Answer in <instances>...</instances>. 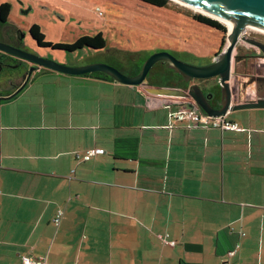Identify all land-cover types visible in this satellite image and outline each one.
<instances>
[{"label": "crops", "instance_id": "0c3cea01", "mask_svg": "<svg viewBox=\"0 0 264 264\" xmlns=\"http://www.w3.org/2000/svg\"><path fill=\"white\" fill-rule=\"evenodd\" d=\"M180 101L43 68L0 102V264H264V108L222 132Z\"/></svg>", "mask_w": 264, "mask_h": 264}, {"label": "rangeland", "instance_id": "374dc122", "mask_svg": "<svg viewBox=\"0 0 264 264\" xmlns=\"http://www.w3.org/2000/svg\"><path fill=\"white\" fill-rule=\"evenodd\" d=\"M12 1L16 7L27 10L15 17L25 26L32 23L40 25L47 41L71 44L83 35L98 32L105 37L103 49L85 46L70 52L39 48L45 50L49 58L70 65L103 63L124 73L136 71L158 51H168L189 64L202 65L215 57L223 36L227 38L228 32L198 22L193 15L201 14L199 11L173 0L164 7L141 0ZM246 34L264 39V33L254 28L246 29ZM30 41L38 48L36 40ZM161 65L158 62L152 68L155 79L153 76L150 79L166 83L163 73L157 75Z\"/></svg>", "mask_w": 264, "mask_h": 264}, {"label": "water", "instance_id": "95a60500", "mask_svg": "<svg viewBox=\"0 0 264 264\" xmlns=\"http://www.w3.org/2000/svg\"><path fill=\"white\" fill-rule=\"evenodd\" d=\"M193 6L202 15L221 22L212 15L223 18L232 25L233 32L230 36L227 27L226 43L212 62L204 65H192L180 60L168 51H158L146 59L136 74L128 75L114 66L103 63H91L74 66L64 64L52 58L35 56L33 60L40 68L70 74L84 75L93 72H101L109 75L119 83L139 86L153 95L190 99L195 101L206 113L212 116L228 115L229 113L264 108V97L247 98L238 95L233 81L234 52L237 44L244 39L246 29L256 27L264 30V0H176ZM209 13L205 14L203 12ZM212 27V26H211ZM264 50V44L256 40H248ZM5 48V46H3ZM14 52L12 49L5 48ZM34 59V58H33ZM168 64L172 73L164 74L168 84L156 85L150 80V72L158 63ZM220 87V95L212 90L208 92L210 84L200 85L197 80H213ZM235 88V89H234Z\"/></svg>", "mask_w": 264, "mask_h": 264}, {"label": "flooded vegetation", "instance_id": "af4514ba", "mask_svg": "<svg viewBox=\"0 0 264 264\" xmlns=\"http://www.w3.org/2000/svg\"><path fill=\"white\" fill-rule=\"evenodd\" d=\"M6 4L10 5L9 9L6 8ZM23 11L27 10L21 9L19 6L16 7L12 0H0V102L11 101L18 97L32 82L35 74L43 69L33 61L35 56L49 58L45 54V50L39 49L46 46L40 45L31 31L35 23L25 26L22 20L15 17ZM244 37L239 41L234 52L233 72L235 78L233 82L236 84L234 86H236L238 95L242 94L247 98L264 97V50L248 41L256 40L264 44V39L246 33ZM30 39L34 42L37 41L38 48H35ZM3 46L14 52L8 51ZM212 60L213 58L203 64H209ZM159 64H162V68L158 69L157 75L161 73L166 75L168 71L173 72L168 64L163 62H159ZM152 76L155 79V74L152 75L151 72L150 78ZM153 79L151 80L153 81ZM216 81L213 79L195 82L203 86L210 84L208 92L212 90L219 96L220 87ZM155 83L160 84L157 81Z\"/></svg>", "mask_w": 264, "mask_h": 264}, {"label": "built area", "instance_id": "2783aa9c", "mask_svg": "<svg viewBox=\"0 0 264 264\" xmlns=\"http://www.w3.org/2000/svg\"><path fill=\"white\" fill-rule=\"evenodd\" d=\"M99 10V9H98ZM99 14L103 15L101 10L98 11ZM178 108L171 114V117L175 121L179 122H193L205 128H216L221 130L222 132L225 130H236L243 131V127L233 121L228 119V115H219L212 116L206 113L195 101L190 99H181ZM104 153L103 149L93 148L88 150L85 160L91 159L92 156L97 154ZM64 215V210L62 208L58 209L55 217L54 224L58 227L61 224L62 218ZM243 232H240V235H243ZM175 241H171V245H175ZM240 242L236 243L235 248L229 252V255H233L237 253L240 248ZM46 260L44 259H35L29 255H23L21 257V264H45Z\"/></svg>", "mask_w": 264, "mask_h": 264}, {"label": "trees", "instance_id": "16d2710c", "mask_svg": "<svg viewBox=\"0 0 264 264\" xmlns=\"http://www.w3.org/2000/svg\"><path fill=\"white\" fill-rule=\"evenodd\" d=\"M141 1L155 5V6H158V7L167 6L169 3V0H141ZM5 6L7 9L10 8L9 4H6ZM193 17L195 20H197L200 23H204L206 25L212 26V27H214L220 31H223V32L227 31V28L223 24H221L219 21L214 20L208 16H205L202 14H195V15H193ZM31 31H32L35 39L38 41V43L40 45L50 47L52 49L65 50V51L73 52V51H76L77 49L83 48L85 46H88V47L93 48V49H103L106 46L105 37H104L102 32H98L95 35H83L74 43L68 44V43H54L51 41H47L44 33L41 31V28L38 24H35V26L32 27ZM225 42H226V38H225V36H223L222 45L219 48V51L217 53L222 51V49L225 45ZM139 69L140 68L137 69V72L139 71ZM84 75H95V76H100V77L102 76V77L114 80L109 75H107L105 73H101V72H93V73L84 74Z\"/></svg>", "mask_w": 264, "mask_h": 264}, {"label": "bare ground", "instance_id": "6f19581e", "mask_svg": "<svg viewBox=\"0 0 264 264\" xmlns=\"http://www.w3.org/2000/svg\"><path fill=\"white\" fill-rule=\"evenodd\" d=\"M173 1H176V0H173ZM177 2L180 3V4H182V2H179V1H177ZM182 5L188 6V7L192 8V9H195L196 11H199L197 8H195V7H193V6H189V5H187V4H182ZM202 12H203V11H202ZM203 13H205V14H209V13H206V12H203ZM212 16H213L214 18H216V19L222 21V22L225 23L227 26H229V32H230V36H231V34H232V32H233V28H232V25L229 23V21H227V20H225V19H223V18H220V17L214 16V15H212ZM249 28H254V29H256L257 31H260L261 33H264V30H262V29H259V28H256V27H249Z\"/></svg>", "mask_w": 264, "mask_h": 264}]
</instances>
